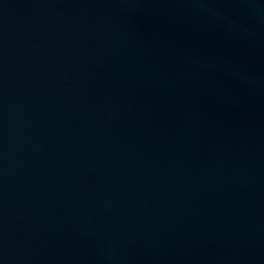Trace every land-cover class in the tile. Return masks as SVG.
Instances as JSON below:
<instances>
[{
    "label": "water",
    "instance_id": "95a60500",
    "mask_svg": "<svg viewBox=\"0 0 264 264\" xmlns=\"http://www.w3.org/2000/svg\"><path fill=\"white\" fill-rule=\"evenodd\" d=\"M0 264H264V0H0Z\"/></svg>",
    "mask_w": 264,
    "mask_h": 264
}]
</instances>
